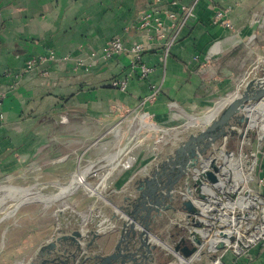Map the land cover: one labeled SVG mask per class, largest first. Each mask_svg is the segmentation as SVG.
<instances>
[{"label": "crops", "instance_id": "crops-1", "mask_svg": "<svg viewBox=\"0 0 264 264\" xmlns=\"http://www.w3.org/2000/svg\"><path fill=\"white\" fill-rule=\"evenodd\" d=\"M219 10L226 11L232 28L216 20ZM148 12L153 14L150 25L140 27ZM154 16L164 22L161 40L153 37ZM173 23L178 34L161 66L157 58L176 31ZM117 37L129 47L143 43L145 61L156 66L148 79L135 73L127 91L111 83L127 74L134 54L124 51L109 60L101 56ZM30 60L36 66L27 70ZM262 75L264 0H0V182L23 181L25 198L34 179L47 194L58 191L44 202L22 201L11 217L0 219V264H30L46 244L76 231L88 234L82 243L97 233L92 249L112 252L120 237L118 219L124 215L120 207L135 194L132 180L149 166H138L142 159L134 150V167L108 173L103 196L96 198L77 185L76 175L92 163L101 174L107 172L113 148L127 140L130 117L140 114L137 108L151 81L162 82V91L145 110L171 135L199 126L207 108L213 107L215 116L227 103L221 104L225 96ZM246 142L257 153L264 147L251 136ZM259 161L264 177V153L259 152ZM90 181L96 184L97 176ZM172 214L174 225L179 219L193 223L185 211ZM241 259L264 264V245ZM153 264L178 262L162 261L156 253Z\"/></svg>", "mask_w": 264, "mask_h": 264}, {"label": "built area", "instance_id": "built-area-1", "mask_svg": "<svg viewBox=\"0 0 264 264\" xmlns=\"http://www.w3.org/2000/svg\"><path fill=\"white\" fill-rule=\"evenodd\" d=\"M186 14L191 13V8L184 6ZM175 18V14H170ZM153 18L151 12L146 13L140 22V27L147 28ZM156 28L153 37L161 40L164 37V22L159 16H154ZM216 20L223 25L232 28V23L227 18L226 11L219 10ZM176 28L173 36L165 43L164 48L157 58L161 66H166L172 42L178 34L176 23L171 25ZM152 35V34H151ZM145 45L141 42H134L130 47L120 38H114L107 42L102 50L101 56L105 60L113 58L124 51L134 54L133 61L129 66L127 74L123 77L112 79L111 85L121 91H127L130 78L138 73L142 79H148L155 70L154 65L148 64L143 52ZM93 53L92 56H95ZM36 66V60H30L27 70ZM162 82L151 81L150 91L144 96L137 109L143 126H150L159 129L155 122L151 120V115L145 107L154 103L161 94ZM251 125H248L239 139L236 148L228 146V137L203 157L200 164L194 167L183 182V185L176 188V194L181 202L191 200L197 209V213L189 218L193 223L186 224L188 233H183L173 242V247H169V252L177 257L180 264H236L241 258H246L248 251L256 245H264V177L260 174L259 152L264 153V147L257 152L248 149L246 146L247 133L250 132ZM238 133L242 134V127L234 126ZM260 144H264V130L260 138H256ZM215 161L217 170L212 167ZM136 157L131 149L122 148L110 164L107 172L101 174L97 163H92L77 175V185L85 188L90 195L97 194L103 196L101 187L105 176L112 173L116 168L129 170L134 167ZM208 170L216 176L212 181L204 176ZM97 176V183L90 181L91 177ZM200 179L201 183L196 184ZM104 185V183H103ZM177 226H182V222L177 221ZM202 239L201 244H197L195 236ZM159 243V242H157ZM198 246V250L190 256H184L181 252L175 251V245ZM223 244V247L219 246ZM248 264V263H246Z\"/></svg>", "mask_w": 264, "mask_h": 264}, {"label": "water", "instance_id": "water-1", "mask_svg": "<svg viewBox=\"0 0 264 264\" xmlns=\"http://www.w3.org/2000/svg\"><path fill=\"white\" fill-rule=\"evenodd\" d=\"M262 103L264 75L249 80L243 90L237 92L218 114L208 119L204 129L181 141L150 174L136 181L138 185L134 196H127V203L120 207L124 215L118 219L120 237L112 252L102 254L92 249L97 233H93V240L89 243H82L88 234L76 231L74 234L59 236L46 244L30 264H153L157 242L152 238L151 220L171 210L185 211L189 217L197 213L191 200L182 201L179 207L173 205L172 201L177 195L176 188L188 178L191 170L200 164L202 158L210 153L220 139L238 133L234 126L236 123L242 125L248 122L250 107ZM212 167L214 170L218 169L215 161L212 162ZM204 176L212 181L216 180L210 170ZM162 177L167 178L166 185L162 188L164 192L162 198L157 197L154 201L152 196L159 189L158 184ZM200 183L201 180L197 179L196 184ZM69 240H73V243L68 244ZM195 241L197 244L202 243L197 235ZM219 247L222 248L223 244ZM174 248L184 256H190L198 250V246H182L179 243Z\"/></svg>", "mask_w": 264, "mask_h": 264}, {"label": "rangeland", "instance_id": "rangeland-1", "mask_svg": "<svg viewBox=\"0 0 264 264\" xmlns=\"http://www.w3.org/2000/svg\"><path fill=\"white\" fill-rule=\"evenodd\" d=\"M244 65L239 66L240 69H242ZM262 72V70H259ZM244 85L238 87V91L240 92L243 90ZM233 98V96H225L223 98L221 104L228 100L230 101ZM227 101V102H228ZM213 107L210 109L207 108V110H204L201 112L200 120L201 123L199 126L194 127L193 129H185L181 133H171V135L164 133L160 128L159 129H153L150 126H143V124H140L139 121V115L135 114L134 117H130L132 119V122H130V128H129V134L127 137V140L125 138V142L123 145H116V147L113 148V159H115V156L121 151L122 148L131 149L132 151H136L140 154V160L142 159L143 164H141L142 161H139L138 166H142L144 169V166H149L148 171L143 172L142 176H137L135 179H133L131 183V188L135 189L134 187L137 186L136 180H139L141 178L146 177L148 174L151 173L152 169L155 167V164H159V162L166 157L167 154L172 153L176 146L183 140L187 139L192 133H197L205 128L206 123L205 121H208L212 117V114L216 111H212ZM259 111H262L261 108H259ZM221 110V109H220ZM220 110L217 112V114L220 112ZM264 112V110H263ZM210 115V117H209ZM132 116V115H131ZM250 116V115H249ZM261 112H259V118L255 125L251 124V116L249 117L248 122L244 123L243 125L239 126L242 127V135L245 131L246 127L248 125H251V128L249 129L250 132L247 133L246 137H250L253 139L260 138L262 129H261ZM203 122V124H202ZM195 123V121H194ZM205 123V124H204ZM202 124V125H201ZM143 126V127H142ZM252 130V131H251ZM114 131V137L117 136L120 138V131L113 129ZM195 131V132H194ZM261 132V133H260ZM241 133H237L234 136H229L228 144L231 148H236L238 145V140L242 137ZM224 138L220 139L216 146L210 150L214 151L217 145L221 144L223 142ZM166 142V143H164ZM259 143V142H258ZM121 147V149H120ZM145 163V164H144ZM133 168V167H132ZM131 168V169H132ZM21 183V184H20ZM20 183H17V181H3L0 182V219H7L12 216L16 206L25 200H36L39 202H44L50 199L52 196H54L57 192H51L47 194V192H44L41 188L42 182H37V180L34 179L33 182V189L32 193L28 195V198H25V185L23 184V181H20ZM180 186L183 185L181 182L179 184ZM63 191V190H62ZM51 195V196H50ZM60 194H57V196ZM95 198L97 197V194L92 195ZM56 197V196H55ZM54 197V198H55ZM172 212L175 211H169L166 214H164L162 217H159L156 219V221L153 222L152 225V238L159 237L161 242L157 243L156 253L160 255L162 261H171V259L177 260L178 264L179 261L177 257H174L169 251V247L172 248L173 242L178 238L180 234L188 233V227L183 222V219H179L180 222H182V226H177V224L171 223V215ZM180 218H182V213H180ZM154 234V235H153ZM164 240V241H163ZM155 242V241H154ZM156 243V242H155ZM168 247V248H167ZM168 252V253H167Z\"/></svg>", "mask_w": 264, "mask_h": 264}, {"label": "bare ground", "instance_id": "bare-ground-1", "mask_svg": "<svg viewBox=\"0 0 264 264\" xmlns=\"http://www.w3.org/2000/svg\"><path fill=\"white\" fill-rule=\"evenodd\" d=\"M259 108H261V110L262 111H259ZM263 110H264V103H262V104H258V105H253L252 107H250V109H249V113H250V116H251V124L252 125H255L256 123H257V121H258V118H259V112H261V116H262V118H261V120H262V124L260 125L261 126V129L262 130H264V112H263ZM136 117V116H135ZM209 117H210V115H209ZM139 121H141V120H139ZM141 124V123H140ZM143 127V126H142ZM251 128V127H250ZM261 133V132H260ZM77 176V175H76ZM69 188H66L64 191L65 192H69ZM65 192H63L62 194H60V195H56V197L54 198V199H59V197H61L63 194H65ZM103 192V191H102ZM63 196H65V195H63ZM154 235V234H153ZM153 240L155 241V242H161V240H160V238L159 237H153ZM164 241V240H163ZM168 248V247H167Z\"/></svg>", "mask_w": 264, "mask_h": 264}, {"label": "flooded vegetation", "instance_id": "flooded-vegetation-1", "mask_svg": "<svg viewBox=\"0 0 264 264\" xmlns=\"http://www.w3.org/2000/svg\"><path fill=\"white\" fill-rule=\"evenodd\" d=\"M155 169V167L153 168ZM169 170V168L167 169V171ZM170 173V172H169ZM166 182H167V178L166 177H162L161 181L159 182L158 186H159V189L156 190V193L153 194L152 196V199L155 201L158 198H162V193L164 192V190H162V188L166 185ZM169 202V201H167ZM149 203V202H148ZM173 205H175L176 207L180 206L181 204V200H180V197L179 196H175V199L172 201ZM172 211V210H171ZM158 217L154 218L151 220V226L153 225V222L156 221Z\"/></svg>", "mask_w": 264, "mask_h": 264}, {"label": "trees", "instance_id": "trees-1", "mask_svg": "<svg viewBox=\"0 0 264 264\" xmlns=\"http://www.w3.org/2000/svg\"><path fill=\"white\" fill-rule=\"evenodd\" d=\"M245 259H246V258H245ZM243 263L246 264V263H245V260L240 259V261H238V263H236V264H243Z\"/></svg>", "mask_w": 264, "mask_h": 264}]
</instances>
